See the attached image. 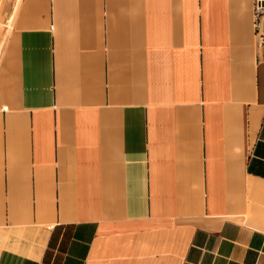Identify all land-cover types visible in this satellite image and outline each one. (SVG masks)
Listing matches in <instances>:
<instances>
[{
	"label": "crops",
	"instance_id": "1",
	"mask_svg": "<svg viewBox=\"0 0 264 264\" xmlns=\"http://www.w3.org/2000/svg\"><path fill=\"white\" fill-rule=\"evenodd\" d=\"M253 1L15 0L0 264H264Z\"/></svg>",
	"mask_w": 264,
	"mask_h": 264
},
{
	"label": "rangeland",
	"instance_id": "2",
	"mask_svg": "<svg viewBox=\"0 0 264 264\" xmlns=\"http://www.w3.org/2000/svg\"><path fill=\"white\" fill-rule=\"evenodd\" d=\"M15 0H0V59L6 39L11 31L9 17L13 12Z\"/></svg>",
	"mask_w": 264,
	"mask_h": 264
},
{
	"label": "built area",
	"instance_id": "3",
	"mask_svg": "<svg viewBox=\"0 0 264 264\" xmlns=\"http://www.w3.org/2000/svg\"><path fill=\"white\" fill-rule=\"evenodd\" d=\"M253 11L256 18H260V16L264 13V0H254Z\"/></svg>",
	"mask_w": 264,
	"mask_h": 264
}]
</instances>
